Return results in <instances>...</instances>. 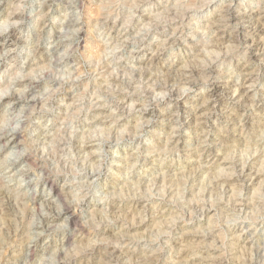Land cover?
I'll use <instances>...</instances> for the list:
<instances>
[{"label":"clouds","instance_id":"1","mask_svg":"<svg viewBox=\"0 0 264 264\" xmlns=\"http://www.w3.org/2000/svg\"><path fill=\"white\" fill-rule=\"evenodd\" d=\"M0 264H264V0H0Z\"/></svg>","mask_w":264,"mask_h":264}]
</instances>
